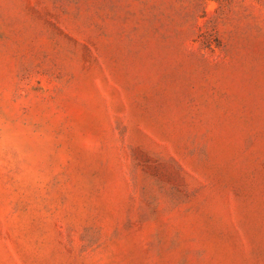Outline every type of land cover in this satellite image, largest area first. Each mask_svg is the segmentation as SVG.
I'll use <instances>...</instances> for the list:
<instances>
[{
    "label": "rangeland",
    "instance_id": "374dc122",
    "mask_svg": "<svg viewBox=\"0 0 264 264\" xmlns=\"http://www.w3.org/2000/svg\"><path fill=\"white\" fill-rule=\"evenodd\" d=\"M0 264H264V0H0Z\"/></svg>",
    "mask_w": 264,
    "mask_h": 264
}]
</instances>
